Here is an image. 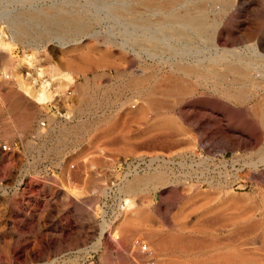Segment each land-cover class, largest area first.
Listing matches in <instances>:
<instances>
[{"label": "rangeland", "instance_id": "rangeland-1", "mask_svg": "<svg viewBox=\"0 0 264 264\" xmlns=\"http://www.w3.org/2000/svg\"><path fill=\"white\" fill-rule=\"evenodd\" d=\"M52 1L0 0V139L12 146L0 152V264H264L225 257L236 248L264 254L247 232L264 208V129L254 115L264 77L247 82L228 68L264 76V60L248 48L264 46V0H179V12L190 7L214 25L203 36L171 34L156 50L138 39L157 31L115 9L124 2L149 16L138 0ZM52 3L89 30L52 28ZM219 48L243 53L224 58ZM199 60L227 77L186 75L182 68ZM41 81L46 103L23 90ZM159 83L169 89L153 96ZM105 161L110 174L94 175ZM158 166L170 186L128 193ZM156 226L185 241L157 248L147 235Z\"/></svg>", "mask_w": 264, "mask_h": 264}, {"label": "bare ground", "instance_id": "bare-ground-1", "mask_svg": "<svg viewBox=\"0 0 264 264\" xmlns=\"http://www.w3.org/2000/svg\"><path fill=\"white\" fill-rule=\"evenodd\" d=\"M178 1L179 0H138V5L141 6V8L145 11V13L149 12L150 13L149 16H147L146 14L141 13L138 9L133 8L129 4H126L124 2L117 4L115 9L121 15H125V14L133 15L135 17V20L137 21L138 26H140L143 29V31L150 30V29L153 30V31L156 30L157 34L155 32L153 33L155 35L151 34V36L150 35L147 36L146 34H142L143 37H140L138 39L140 42L145 43L147 45H150L152 48H154L156 50L157 48L160 47L161 43L165 44V40L170 38L171 34H174L175 36H178V37L182 36L183 39L184 38H192L193 37L192 35L203 36V35H207L210 27H212L214 25V24L212 25V23L208 22L203 16L193 15V13L191 12V9H189L190 7L187 8V9L185 8L184 11L179 12L178 9H177V8H179V6L176 7V5L178 4ZM189 1L190 0H182L180 2H186L187 3ZM87 4H90V3H87ZM55 5H56L55 3L51 4V6H50L51 7L50 14H47L48 18H50L49 25L52 28H57L59 31L74 33V34H77V35L85 34L89 30V26L86 23H84L81 20L80 17L68 16L67 12H64L62 8L56 7ZM43 14H45V13H43ZM13 32H14L13 41H16V37H18V35L21 34V32L18 31V30H14ZM162 34L164 35V39H161L158 36V35H162ZM225 35H224V37H225ZM221 40H222V38H221ZM82 41H83V39H81L79 41H76V43H81ZM229 41H230V39H229ZM11 43L12 42H9V43L4 42V43H1V45H2V47L6 48L8 50L11 47ZM166 46H168V45H166ZM248 48L252 51V53H253L252 55H255V56H257L259 58H262L264 60V50H263L264 46L263 45H261L260 43H252V44L248 45ZM217 53L218 54H223L224 58L227 55H233L235 57V59H237L236 55H238V53H243V52H241V50L239 48H233V49H228V48L220 49L219 48L217 50ZM109 58H110V56H109ZM88 60H90V59H88ZM193 62H192V64H193ZM211 62H213V61H211ZM23 63L25 65H31L32 64L31 59H29V58H25L24 60H21V64H23ZM198 63H200V64L192 65L190 63L189 65L184 66L182 69H183V71L185 72L186 75H196L197 77L200 76V77H204V78L213 77L217 81H220V80L224 81V79L227 77L224 74L208 70L209 68L207 66H205L204 64H202L200 62V60L198 61ZM240 63L241 64H245L246 66L251 67L252 69L255 68L252 64L244 62L242 60H240ZM100 64H101V62H100ZM206 65H207V63H206ZM219 65H221V67H222V64H219ZM224 66H226V65H224ZM228 68H230L229 70H231V73L234 74L235 77L237 76L238 78L246 79L247 82H249L252 78L253 79H263V77H264L261 74H259L258 72H257V74L252 76L249 71H246L245 69H242L239 65L237 66V64L235 66H233V67H229L228 66ZM68 79H70V77H68ZM259 85L260 84H258L257 87ZM25 86H26V84H25ZM173 87H175V86H173ZM168 89H169V87H168L167 84L159 83V87L155 88V90H153V96H156V95H159V94H164L165 92L168 91ZM23 90L29 96L33 97L39 103H46V102L50 101L51 98H52V96H51V94L49 93V90H48V83L46 81H41L39 83L30 84L29 86L23 87ZM222 94L226 95L227 97L228 96H232V97L238 98V99L241 98V97L245 98V96H247V95H245V93L244 94H242L241 92L237 93L236 91H232V90H227L226 92L222 91ZM158 103L159 102H158V100L156 98H153V99L149 100V105L151 104V106H153V107L154 106L156 107L158 105ZM143 114H144V112H143ZM254 115H255L259 125L261 127H263V129H264V101L257 106ZM164 126H167V125L165 124ZM167 127H169V126H167ZM156 159H158V158H156ZM163 162H165V161H163ZM155 169L157 170L158 168H155ZM143 183H152V184H154L156 189H159V188H162V187L170 186L172 184V181H170L165 169L162 168V166H161V167H159V170H157L152 177L149 176L147 178H143V177L135 178L134 181L129 183L128 186H127L128 193H130V194L135 193L137 191V189L140 188V187L138 188V186L143 184ZM229 201L231 203H233L235 207H238V206L244 204V203H239V201H237L233 196H229ZM132 206H133V202L132 201H130L128 199H124V201L122 203V208L124 210L125 209H130ZM137 212H139V211H137ZM261 214L263 215V217L260 218V219H257V217L249 219V224L247 226V232H248L249 235H250V233L258 235V237L260 239L259 240V242H260L259 244H261V247H262L261 249L264 251V208L261 211ZM137 218H138V216H137ZM243 219H245V218H243ZM233 220H234L233 224L234 223L236 224V221H237L236 218L235 219L232 218L230 221L232 222ZM126 224L130 225V223H126ZM155 225H157V224H155ZM131 227H132V225L128 226L129 229H131ZM132 230L137 233V229H135V227L134 228L132 227ZM147 235H148L149 238H151L150 239V240H152L151 242L154 244V246H157V248H160V247L162 248L163 245L165 247V245L171 240L178 241V242H184L185 241V239H182L180 237L177 238V237L169 236L166 233H163L162 230L160 229V227H157V226L154 227V229L152 227H151V229L149 228L148 232H147ZM152 243H151V245H152ZM169 244H171V243H169ZM184 244H186V242ZM253 244L255 245L257 243L254 242ZM141 251L145 253V250H143V248H141ZM243 253L244 252L241 253L236 248V249H234V252L231 251L228 254L225 253L226 254L225 257H249V258L252 259V261L253 260L254 261L264 260V254H262L263 256L260 255L261 257H259V254H261V253H259L258 251H252L250 253H244V254ZM207 261H209V260H207Z\"/></svg>", "mask_w": 264, "mask_h": 264}, {"label": "built area", "instance_id": "built-area-1", "mask_svg": "<svg viewBox=\"0 0 264 264\" xmlns=\"http://www.w3.org/2000/svg\"><path fill=\"white\" fill-rule=\"evenodd\" d=\"M43 125H45V123H43ZM11 151H12V146L9 143H7L5 141H2L0 139V152L6 153V152H11ZM143 250L147 251L148 250V245L144 244L143 245ZM154 263L155 262L152 261L150 264H154Z\"/></svg>", "mask_w": 264, "mask_h": 264}, {"label": "crops", "instance_id": "crops-1", "mask_svg": "<svg viewBox=\"0 0 264 264\" xmlns=\"http://www.w3.org/2000/svg\"><path fill=\"white\" fill-rule=\"evenodd\" d=\"M105 162L107 163L106 165H104L105 167L102 166L101 169H99V171L97 170L96 172H93L94 175L97 176L100 172L105 173V174H108V175L110 174L111 169H112V168H111V165L109 164L108 161H105ZM106 166H107V167H106ZM100 174H101V173H100ZM100 174H99V175H100Z\"/></svg>", "mask_w": 264, "mask_h": 264}]
</instances>
